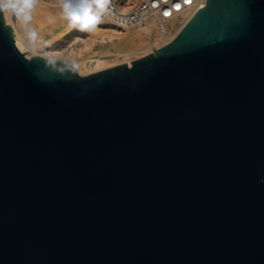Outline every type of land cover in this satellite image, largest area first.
<instances>
[{
	"label": "water",
	"instance_id": "1",
	"mask_svg": "<svg viewBox=\"0 0 264 264\" xmlns=\"http://www.w3.org/2000/svg\"><path fill=\"white\" fill-rule=\"evenodd\" d=\"M154 51L82 76L0 7V264H264V0Z\"/></svg>",
	"mask_w": 264,
	"mask_h": 264
},
{
	"label": "bare ground",
	"instance_id": "2",
	"mask_svg": "<svg viewBox=\"0 0 264 264\" xmlns=\"http://www.w3.org/2000/svg\"><path fill=\"white\" fill-rule=\"evenodd\" d=\"M61 1L75 0H34L31 8L19 9L15 20L8 0H0V7L6 22L14 29L17 47L28 59L39 55L53 60H72L82 76L119 66L120 58L131 67V62L173 41L181 29L178 27L169 37L153 34L150 28L129 34L130 31L125 32L111 21L99 18L89 0H82L80 6L71 2L61 4ZM205 4L206 0L200 1L185 20ZM96 43L105 50L98 54L92 52Z\"/></svg>",
	"mask_w": 264,
	"mask_h": 264
},
{
	"label": "built area",
	"instance_id": "3",
	"mask_svg": "<svg viewBox=\"0 0 264 264\" xmlns=\"http://www.w3.org/2000/svg\"><path fill=\"white\" fill-rule=\"evenodd\" d=\"M14 14L22 7H32L34 0H8ZM99 18L111 21L123 31L152 29V33L169 37L189 22L188 13L202 0H89ZM175 36V37H176Z\"/></svg>",
	"mask_w": 264,
	"mask_h": 264
},
{
	"label": "rangeland",
	"instance_id": "4",
	"mask_svg": "<svg viewBox=\"0 0 264 264\" xmlns=\"http://www.w3.org/2000/svg\"><path fill=\"white\" fill-rule=\"evenodd\" d=\"M41 1H42V0H41ZM67 2H71V3H73L74 5H78V6H80V4H82V0H78V1H77V0H75V1H61V4H66ZM9 3H10V1H9ZM58 4H59V2H58ZM9 5L11 6V3H10ZM60 6H61V5H60ZM30 8H31V7H30ZM11 11H12V9H11ZM19 13H20L19 10L17 11L16 14L12 13V17H13L14 20L17 19ZM136 30H137V29H136ZM134 31H135V30L130 31V32H128V33L130 34V33L134 32ZM97 45H98V46H97ZM102 50H105L104 46H101V45L98 44V43H96V44L92 47V52H94V53H96V54L100 53ZM112 51L115 52L114 49H112ZM136 58H137V57H134V59H136ZM120 59H121V61L118 63L119 65L127 64L125 61L122 60L123 58H120Z\"/></svg>",
	"mask_w": 264,
	"mask_h": 264
}]
</instances>
